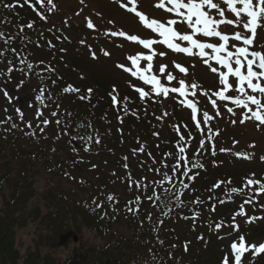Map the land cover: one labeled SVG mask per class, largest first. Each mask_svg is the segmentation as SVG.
<instances>
[{"label":"trees","instance_id":"16d2710c","mask_svg":"<svg viewBox=\"0 0 264 264\" xmlns=\"http://www.w3.org/2000/svg\"><path fill=\"white\" fill-rule=\"evenodd\" d=\"M0 8L7 12L1 4ZM45 64L50 63L45 61ZM57 65L50 68L32 65V71L23 75L36 85L32 89L33 98H36L35 94L41 95L42 101L50 104L48 115L56 111L57 115L53 117L60 123L53 120L55 127H50L55 129L52 132L56 139L50 138L52 132L41 138L35 134L33 126L22 127L20 124L13 127L9 123L5 126L6 133H0V264H213L215 259L203 251L214 250L217 246L222 250L217 264H222L225 255L230 264H234L230 245L240 235L245 237L247 244L264 242L261 212L264 193L256 195L259 186L246 184L249 178L264 181V175L252 170L238 173L227 170L229 179L225 180V172L219 171L221 167L209 160L204 147L198 149L195 158L190 157L193 163L184 175L188 177L192 171L198 172L195 183L179 180L171 174L173 171H167L159 181L149 184L146 177L142 176L140 183L130 174V181L126 183L118 171L111 176V186L107 183L102 186V180L86 193L82 188L87 186L85 180L74 179L81 170L76 158L79 153L86 152V148L87 152L101 148L96 141L100 142L101 128L108 124L111 113L120 112L128 117L123 118L128 135L138 130L132 137L152 126L163 128L165 116L171 124H165L164 128L175 137L172 141L183 137V145L208 144L216 129L202 117H198L196 123L193 120L182 123L174 113L164 115L166 112L158 103L162 100L156 98L154 102L155 98L149 96L141 100L138 92L122 87L114 79H106L104 75L100 78L97 73L90 72L89 82L77 75L74 77L72 69L65 67L62 72L59 61ZM73 68L76 69V65ZM69 85L79 92H65ZM87 89H92L88 95ZM113 95L117 97L118 105L112 104ZM82 96L86 99H80ZM163 102L169 112L171 101ZM68 136L70 140L66 138ZM108 150L112 151V146H108ZM86 168L90 170L87 165ZM121 169L132 172L124 162ZM118 182L125 184V188L138 190L145 187L146 190L142 196L131 191L126 197L112 187ZM232 188L239 191L233 193ZM153 195L159 199L150 201L148 197ZM109 196L113 199L109 200ZM250 198L252 202L245 203ZM242 205L246 215L237 214ZM250 217L260 219L249 223ZM170 218L197 224L203 229L202 236L187 239L176 233L166 225ZM68 219L73 221V228ZM29 223L36 225L37 238L33 247L21 253L15 248L14 232ZM217 224L221 225L219 229ZM233 225L238 228L234 229ZM82 229L95 235H89L90 240L79 239L77 244L69 246L71 231L81 234ZM56 248L68 250L64 260H57L51 254ZM242 264H264V253L253 255L248 251L242 257Z\"/></svg>","mask_w":264,"mask_h":264},{"label":"rangeland","instance_id":"374dc122","mask_svg":"<svg viewBox=\"0 0 264 264\" xmlns=\"http://www.w3.org/2000/svg\"><path fill=\"white\" fill-rule=\"evenodd\" d=\"M20 1V0H19ZM62 3H72L74 0H60ZM112 2V5L108 4L105 0H92L90 1V6L83 4L82 10L80 11V16L83 19H87V21L97 20L98 22V33H103L104 29L108 28L109 24H114L115 29L119 31H124L127 34L137 35L140 38H151L152 32L150 29L145 30V33L149 36H146L143 33L144 26L139 18L135 15L134 12H130L127 8L132 7L131 4H128L127 7H121L120 5L127 0H109ZM154 0H137L135 7L137 11L142 12L150 19H156L158 21L164 22L162 17L155 15L158 14L157 9L155 7L156 3L151 6ZM11 2V0H9ZM97 5V8H93L92 6ZM68 9V8H67ZM140 9V10H139ZM66 10L60 7V12L56 13V16L62 15ZM163 11V10H162ZM72 20L74 23L80 21V17L73 15ZM53 21H56L53 17ZM73 24V23H72ZM117 25L119 28H117ZM188 29L185 24H179L178 30L181 33H188L185 30ZM225 29V28H223ZM228 29L232 32V29L228 27ZM87 34V31L85 32ZM81 39V45L88 48L91 53L87 55V59L94 60L95 63L88 61H83L85 66L92 70V72L97 73V76L102 78V75L105 78H111L114 80L121 81L123 83L129 84L131 87L137 88L141 87L145 89L148 87L149 91L150 85H145L143 81L139 80L138 77H133L130 72H125L122 68L117 67V65H124L125 67L131 68V62L127 59L130 55L135 54H148V49H144L142 45H139L138 42H131L124 37L114 36L107 38L105 33L102 35V42L97 39L92 34H87ZM104 41H108L109 44L104 43ZM21 42V41H20ZM180 43L181 46H187L186 42L176 41ZM202 42H210L208 38H202ZM214 42H218L214 40ZM234 43H237L233 41ZM231 41V43H233ZM262 50L263 46L258 45ZM104 50L109 52V55H105ZM151 51H155L157 53L153 59V71L150 72V75H156L161 83L166 87L176 86L179 87V80L184 77V73H180L178 69L174 67L173 71L165 70V74H161L159 72V68L161 65H164L161 61L157 64V56L159 58H163L158 54L164 51V47L157 45L154 46ZM264 51V50H263ZM6 55H3V59L0 58V121L3 120L8 115L13 117L14 121H20L24 117H29V121L31 123H36L35 121L38 119L36 113V106L32 103V106L28 107L27 105L22 108H17L16 104H12L10 101L12 99L23 102L22 96L18 97L20 85H27L31 87V84L27 81L17 82L14 75H10L12 70L10 68V62H8ZM177 60L182 61L183 56H178ZM96 65V68L93 67ZM141 68L147 66V61H140ZM207 68L203 65V61L199 59V64H193L191 69V76L201 80L206 85L210 86V81H214V83H219V80L216 82V78L209 74V72L204 69ZM133 70V69H132ZM172 73L175 79L171 82H168L166 79L167 73ZM211 73V72H210ZM148 75V73H146ZM23 90V89H22ZM7 93V95H5ZM162 100L160 103V107L163 112H166L167 109L165 107V103L163 102L164 97L161 95L160 98ZM23 104H26L23 103ZM30 109V110H29ZM120 113V112H118ZM121 114V113H120ZM123 118H128L123 116ZM28 119V118H27ZM108 124L106 126H102L101 128V140L98 150L92 154H81L78 155V158L83 163L81 164L82 177L87 183V186L82 187L86 193H88L94 184L97 182H102V186L107 183L108 186H111V176H115L114 173H118L122 176V179L126 181H130L129 175L132 174L133 178H135L138 182L142 183L141 177H146V180L149 181V178L155 177L156 173H158V167L161 166L162 160L161 157H164L168 153H170L171 148V139L175 138L172 135L163 134L161 131L157 129L155 131H151V128H148L144 133L132 137L135 134L137 129L134 130V133L128 135V129L124 124L123 120L118 117L117 113H111L108 115ZM259 123V122H258ZM261 126V124H259ZM228 128L226 132L217 137V141H215V160L219 162H223V167L219 171L229 170L231 172H244L247 170H255L257 172L264 171V142L260 145H252L245 146L244 144H240L243 146L233 145V142L239 138H245L247 135L251 134L252 136H256L257 131L256 128L250 127L252 129L251 133L244 134V127L240 126L237 123H233L230 121L226 125ZM264 130V128H263ZM55 131L51 130L49 127L43 129L40 134L43 136H49L50 132ZM161 134H160V133ZM140 133V132H139ZM263 135V134H261ZM256 139L258 137L256 136ZM130 141V142H129ZM108 146H112V151L108 150ZM143 149L142 151L140 149ZM221 149H225V151H221ZM108 155H106V152ZM240 153L242 155H237ZM114 154V155H111ZM171 159L168 162V165L165 167V170L170 171L172 166L175 164L178 156L176 152L170 153ZM247 156L248 158H244ZM119 158V160H118ZM122 162L126 164L127 167H130L132 172H122L121 165ZM86 165L90 167V170L86 168ZM125 169V167H123ZM128 185V184H127ZM112 187H115L116 191L120 192L121 195H125L126 197L131 191H135L134 194L138 196H142L145 192V187H142L138 190L133 188H125V184L117 183L113 184ZM68 224L71 228H73V221L68 219ZM170 226L176 233L183 234L185 238L191 239L193 236L197 234H202L203 229L199 226L196 228H191V223L186 221L170 218L169 221H166V225ZM14 232V245L17 250L21 253H25L27 249L34 246V239L37 238V227L35 224L29 223V225L21 228L15 229ZM171 231V229H169ZM83 233L78 234L74 230L71 231L70 235H76V241L79 239L86 241L90 240L89 235H95L93 232L89 230L82 229ZM89 231V233H87ZM191 237V238H190ZM77 244V243H74ZM73 245V241L70 242L69 246ZM70 250V248H69ZM219 251V252H218ZM217 255H214L217 253ZM222 253L221 248L218 246L214 248V250H206L203 251V254L215 259L213 264H217V261ZM51 254L57 260H64L68 254V250L65 248H56L51 250Z\"/></svg>","mask_w":264,"mask_h":264},{"label":"snow or ice","instance_id":"6c2138e0","mask_svg":"<svg viewBox=\"0 0 264 264\" xmlns=\"http://www.w3.org/2000/svg\"><path fill=\"white\" fill-rule=\"evenodd\" d=\"M25 4H29L30 7L33 5L30 0H24ZM36 3L41 7H44V0H36ZM129 4L133 7L127 8L128 11L134 12L139 18V21L147 28L150 29L152 33L158 34L159 40L153 38H140L137 35L127 34L124 31H113L112 36L124 37L131 42H138L142 45L144 49L152 50L153 45L157 43L161 45H166V47L174 52L183 53L188 56H198L205 58L203 62L208 65L209 60L215 62L216 65L222 66L226 71H219L217 67L210 66V71L213 73H218L219 84L222 86L219 90L212 92V95L217 97L220 101H230L232 104L249 109L251 116H244L240 120V123H244L247 119H254L260 124H264V102L258 99L255 95H250L248 90L252 93H259L260 96L264 97V51L251 50L254 45L255 39L257 37L258 28L264 27V0H159V3L155 7L162 8L165 11L174 14L176 18L168 19L166 22H161L156 19H150L145 14L136 10L135 4L137 0H128ZM48 5H53V0H47ZM170 5V7H169ZM222 5L226 6L222 7ZM240 5V7H237ZM16 5L5 4L4 7L10 8ZM121 7H127L125 4H121ZM227 12L234 15L235 19H230L226 16ZM215 12V16L213 15ZM40 15V13H37ZM244 17H247L245 20ZM41 19H45L43 15H40ZM179 24H185L190 32L181 33L178 30ZM222 25L230 26H242L243 32L237 30L231 35L221 31ZM33 25L29 23L27 27L31 28ZM88 28H93L94 24L91 20L87 22ZM245 33H250L246 35ZM202 38H214L218 42H202ZM176 41L186 42L187 46H181L180 43ZM235 41L237 43H231ZM197 50V51H194ZM206 50H211L209 53ZM106 56L109 53H104ZM157 53L151 51V54H135L130 55L127 59L131 62V68L125 67L124 65H117V67L122 68L125 72H130L133 77H138L139 80L143 81L145 85H151L152 93L157 97L163 95L168 97L169 93H178L181 97L187 95L186 83L183 79L179 80V87H166L161 83V80L156 75H147L153 71V59ZM159 56L163 57L166 55L164 52H160ZM140 61H147V66L141 68ZM31 67V65H29ZM166 65H161L159 72L163 75L165 74ZM174 67L179 70L180 73H187V69L181 66L179 63L174 62ZM132 69H135L133 71ZM230 77L235 78V87L230 83ZM166 79L171 82L175 79L172 73L166 74ZM192 88H196L195 84L191 85ZM237 91L239 94L235 97L226 95L229 91ZM135 90L139 93L140 99H145L149 93L143 88L137 87ZM65 92H79L69 85L64 89ZM115 91V89H114ZM91 93L92 89H88ZM7 95V93H5ZM195 95V93H193ZM80 99H86V97H80ZM113 104H117V97L113 95L111 97ZM36 100L43 103L41 96L37 95ZM184 105L191 109L192 120L197 121V106L192 101L183 102ZM211 103L213 107L216 106V100H212ZM249 104L255 105V110L249 108ZM229 113H233V108L227 107ZM219 114V113H217ZM40 110H37V116H41ZM55 112L52 116H56ZM204 122L207 123L212 117L209 116L207 112H204ZM58 124L59 120L56 121ZM50 121L44 120L43 124L47 125ZM235 123V121H233ZM199 122H197V127H199ZM15 127V125H13ZM31 127V125H29ZM43 131V129H41ZM183 139V137H181ZM99 143V140L96 141ZM203 145V142H201ZM88 149L86 148L85 151ZM143 150L142 148L140 149ZM185 151L184 147L179 148V152L183 153ZM225 151V149H221ZM237 155H242L237 153ZM244 158H248L245 156ZM179 159L183 160L184 157L181 156ZM264 159V157H262ZM179 165H174V170L178 168ZM254 175V174H253ZM167 178V174H165ZM246 184L248 186L258 185L259 187L255 190L256 195L264 193V181L256 179H247ZM140 185L137 184V187ZM219 185H214L213 187H218ZM187 187V185H184ZM233 193H237L239 190L232 188ZM109 200L113 197L109 196ZM140 198L137 197V200ZM148 199L154 200L159 199L158 196H150ZM252 198L246 200L245 203H251ZM223 203V201L221 202ZM238 215H246L243 211V205L241 206V211L237 213ZM255 219H260L259 217L248 218L249 223L253 222ZM220 224L216 225L219 229ZM234 229H237V225H233ZM233 256L234 264H242V257L244 253L252 251L253 255L264 253V242L257 244H247L245 237L240 236L238 241H234L230 245ZM222 264H230L227 255L222 260Z\"/></svg>","mask_w":264,"mask_h":264}]
</instances>
